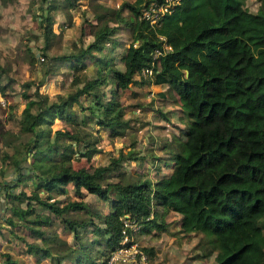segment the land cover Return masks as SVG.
I'll list each match as a JSON object with an SVG mask.
<instances>
[{"label":"trees","instance_id":"obj_1","mask_svg":"<svg viewBox=\"0 0 264 264\" xmlns=\"http://www.w3.org/2000/svg\"><path fill=\"white\" fill-rule=\"evenodd\" d=\"M149 1L122 0L98 15L103 19L110 12L130 25L131 40L118 55L108 57L104 51L121 45L108 25L99 26L93 40L75 53L58 55L75 70L73 83L79 82L80 65L93 69L83 83L53 99L38 88L36 97L23 93L18 134L26 138L13 147L12 160L0 148V190L7 211L3 219L14 236L12 228L23 225L41 239L39 244L24 238L27 251L56 256L58 262L67 256L75 264H105L120 243L122 217H135L139 230L149 231L152 225L164 226L156 222L153 209L161 205L181 213L182 231L202 233L201 257L215 251L209 264H264V2L254 10L243 0H180L163 13L160 24H153L142 16ZM54 7L50 3L48 8ZM123 9L130 20L122 17ZM41 18L47 47L54 16L46 12ZM156 49L158 70L137 80L135 75L151 64ZM132 82L168 84L189 117L181 129L183 139L173 135L168 174L154 181H108L106 172L118 168L120 160L140 157L131 149L111 156L106 164L73 166L72 158L98 151L97 128H109L111 135L126 132L130 118L124 116L119 91ZM55 119L60 127H52ZM8 161L17 174L5 179L3 165ZM20 161L28 163L19 166ZM28 181L31 187L26 189ZM68 184L75 196L81 197L85 189L110 201L106 213L94 211L103 221L93 223L99 238H83V229L94 222L90 216L67 215L76 209L92 212L83 199L58 197L68 193ZM111 188L115 195L109 198ZM50 213L64 221L73 242L41 227L50 224ZM144 249L152 253V247ZM101 251L104 258L99 259ZM4 261L20 264L10 255Z\"/></svg>","mask_w":264,"mask_h":264},{"label":"rangeland","instance_id":"obj_2","mask_svg":"<svg viewBox=\"0 0 264 264\" xmlns=\"http://www.w3.org/2000/svg\"><path fill=\"white\" fill-rule=\"evenodd\" d=\"M7 1L0 0L2 2L0 6L4 4L8 6L6 12L0 13V63L3 66L0 72V92H4L6 98L5 104L0 103V148L12 152L13 147L18 146L17 143L26 138L25 134H18V119L26 102L24 92L31 94L30 97L33 98L36 97L33 95V91L38 88L39 92L46 93L50 99H53L58 93H66L77 87L80 82L83 83L90 74H93V69L86 67L87 64L83 65L84 67L80 65L79 69H81H77V71L79 70L77 72L79 82L73 83L72 76L75 70L72 71L66 60L59 59L58 55L75 53L80 46L84 47L93 40V32L101 25L115 28L112 37L116 41L119 40L121 45L111 51L106 46L104 51L108 57L113 53L118 55L122 47L131 40L132 31L129 24H126L124 20L117 19L113 13L107 12L105 18L98 19L99 14L118 7L122 0ZM263 2L264 0H243L245 6L254 10L260 7ZM50 3H54L55 7L48 8ZM46 12H50L54 16L53 35L48 42L49 45L43 47L45 43L43 25L45 22H43L41 15ZM121 15L124 19L130 20L127 9H123ZM32 54L36 59L31 57ZM91 61L90 58H86L88 64ZM158 68V64L155 63V71L152 74L145 76L147 73L140 71L135 75V78L137 80L141 77L151 78ZM27 82H31L30 85H26ZM119 92L120 99L126 106L124 116L130 118L126 132L123 135H111L109 128H97L98 132H95L98 151L78 155L77 158L71 159V163L75 167H94L106 164L111 156L117 155L121 151L125 153L131 149L136 151L135 155L140 157L138 159L123 158L120 160L118 168L106 172L105 178L108 181L120 180L125 182L135 178H147L154 181L166 176L170 171L169 164H167V159L171 154L169 149L174 148L175 143L172 139L173 135L178 133L180 139H183L184 135L181 133V129L185 128L189 122V117L180 105L179 95L165 83L156 86L149 83L132 82L128 87L120 89ZM11 167L10 161L3 165L5 169ZM121 173L122 175H120ZM25 187L28 189L31 186ZM68 188L71 192L67 199L87 201L92 212L88 213L84 209H76L67 212V215L74 217L90 216L94 222H89L83 229V238H99L102 235H98L97 228L94 227L93 223L103 225V221L101 216H95L94 211L98 210L101 214L106 213L109 210L110 201L98 197L96 193H88L85 189H83L85 191L83 195L78 197L73 193L71 184H68ZM114 195V189L111 188L109 198L114 197ZM153 209L157 211L156 222H160V225L164 226L152 225L149 233L140 234L138 230L133 235L138 244L143 248L164 249L160 250L162 253L160 259L163 262H167V258H172L174 254L177 259L181 255H185L187 260L194 254L195 256L198 254V257L202 258L201 253L205 250V237L202 233L199 231H182L179 223L181 213L173 209H167L161 205L153 206ZM5 212L7 213V211ZM151 216L152 213L149 217ZM54 217L52 214L50 224L41 227L48 234L56 231L58 234L61 233L62 237L66 239L68 237L70 241H73V235L68 236L69 229L64 221ZM262 224L264 227V216ZM12 229L16 236L7 240L8 236H12V232L7 227L3 228L4 231L0 237V255L2 253L3 257L6 258L11 255L9 251H12L14 255L11 257L14 259L25 257L24 253L20 252L23 247L27 249L23 239L34 241L35 238L32 237L29 228L23 225L17 229ZM92 229L95 230L94 233ZM152 253L148 254L151 261ZM214 254L215 251L205 257L206 264L213 262ZM101 255L99 259L104 256L102 251ZM50 259H52L50 261L52 264H63L61 261H56V256ZM61 259L65 262L69 258L62 256ZM42 262L44 261L30 260L29 263L42 264ZM21 263L26 264L25 260H22ZM169 264H175L173 259L169 260Z\"/></svg>","mask_w":264,"mask_h":264},{"label":"built area","instance_id":"obj_3","mask_svg":"<svg viewBox=\"0 0 264 264\" xmlns=\"http://www.w3.org/2000/svg\"><path fill=\"white\" fill-rule=\"evenodd\" d=\"M180 0H150L142 7V16L149 19L151 23L160 24L161 17L166 10H171L173 4ZM165 48L170 45L164 43ZM159 49L153 54L150 65L143 66L140 71L147 73L145 76L155 71V63L159 66ZM158 70V69H157ZM140 229V222L135 217L125 215L122 217L120 243L110 250L105 264H149L148 252L141 247L134 239V234Z\"/></svg>","mask_w":264,"mask_h":264},{"label":"crops","instance_id":"obj_4","mask_svg":"<svg viewBox=\"0 0 264 264\" xmlns=\"http://www.w3.org/2000/svg\"><path fill=\"white\" fill-rule=\"evenodd\" d=\"M8 1H10V0H8ZM7 1V2H8ZM7 2H5V3H7ZM0 4H2V2H0ZM8 6L7 5H3V6H0V13H2V12H6L7 11V8ZM59 62H61V60H59ZM67 63V62H66ZM0 65H1V63H0ZM61 66H63V63H61ZM1 69H3V66L1 65ZM72 70V69H71ZM54 72H56V71H54ZM49 73V72H48ZM0 78H1V73H0ZM151 85H156V86H161L162 84H156V83H151ZM5 102H6V98H5V94H4V92L3 93H1L0 92V103L1 104H5ZM62 125V123H61V121L59 120V119H55L54 120V122H53V124H52V127L53 128H56V127H60ZM10 155H11V152L10 151H7ZM13 157H14V154L13 155H11L10 156V160H12L13 159ZM31 159V158H30ZM28 162H24V161H20L19 163H18V165L20 166V165H26ZM12 164V163H11ZM7 171H5V174H4V177H5V179H10V178H13V177H15L16 176V174H17V171H16V168L13 166V164H12V167L10 168V169H6ZM28 184L30 185L31 184V181H28ZM23 185V184H22ZM21 186V185H20ZM70 189L68 188V193H62V194H59L58 195V197L59 198H61V199H65V198H69L68 196H70ZM88 193H91V192H88ZM92 193H94V192H92ZM97 195V194H96ZM4 191H3V189H1L0 190V237H2V233H3V228L5 227H7L8 229H9V225H7L6 223H5V221H4V219H3V216H4V212H5V208H6V203H5V199H4ZM40 210H42V212H47L48 213V210H46V209H40ZM50 215L52 216V214L50 213ZM30 217H32V216H30ZM141 230V229H140ZM139 230V232L138 233H149V231H140ZM29 231L31 232V235H32V237L33 238H35V240L34 241H36V242H38L39 244H42V241H41V239L40 238H37V237H35V235H34V233L32 232V230L29 228ZM137 233V234H138ZM60 237H62V234L61 233H59L58 234ZM70 235H72V232L71 231H68V236H70ZM14 237V235L12 234V236H8L7 237V240L8 239H12ZM26 238H28V237H26ZM62 238H64V239H66L65 237H62ZM28 240V239H27ZM30 240V239H29ZM28 240V241H29ZM68 242H73V241H70V239L67 237V239H66ZM157 243H158V241H157ZM157 243H156V245H157ZM2 244H5V243H2ZM157 248V247H156ZM179 249H181V247H179ZM152 250H154L153 251V256H152V261L151 260H149L150 262H149V264H158L159 262H161L160 264H169V260H171V259H173V263H175V264H178V263H180V264H206V262H207V260H206V258L205 257H202V258H199L198 257V254H197V256H195V254L193 255V256H191V258H187V260L185 259L186 257H185V255H181V257H179V259H177L176 258V256H175V254H174V256L172 257V258H167V262H163V260L162 259H160V257L162 256V253H161V251L160 250H164V249H161L160 248V250H158V249H153V247H152ZM158 250V251H157ZM20 252L21 253H24V255H25V257H18V258H15V260L18 262V263H20V264H22L21 262H22V260H25V262H26V264H31V263H29L30 262V260H32V261H35V262H39V261H44V262H42V264H52L50 261L52 260V259H50V258H52V257H49V256H46V255H43V254H41V253H38V252H34V251H27V249L25 248V247H23V248H21L20 249ZM9 254H11L12 256L14 255L13 254V252L12 251H9ZM20 254V253H19ZM10 255V256H11ZM1 257H0V264H7L5 261H4V259H5V257H3V254L1 253V255H0ZM5 256V255H4ZM22 256V255H21ZM69 258V257H68ZM185 260V261H184ZM61 261V263H63V264H75V262H74V260L72 259V258H69V259H67L65 262H64V260L63 259H61L60 260ZM47 262V263H46Z\"/></svg>","mask_w":264,"mask_h":264}]
</instances>
